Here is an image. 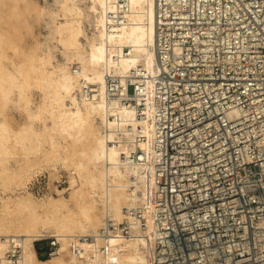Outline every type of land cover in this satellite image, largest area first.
<instances>
[{
	"label": "bare ground",
	"instance_id": "obj_1",
	"mask_svg": "<svg viewBox=\"0 0 264 264\" xmlns=\"http://www.w3.org/2000/svg\"><path fill=\"white\" fill-rule=\"evenodd\" d=\"M155 19L156 0H0V264L16 247L19 264H153L151 231H101L131 220L133 208L151 221L153 170L122 163L128 145L108 140L140 136L148 149L153 123L106 94L107 75L126 89L129 76L140 83L157 71ZM42 20L44 39L34 31ZM60 169L75 178L66 191L29 187L40 171ZM44 235L60 249L40 258L34 240Z\"/></svg>",
	"mask_w": 264,
	"mask_h": 264
},
{
	"label": "built area",
	"instance_id": "obj_2",
	"mask_svg": "<svg viewBox=\"0 0 264 264\" xmlns=\"http://www.w3.org/2000/svg\"><path fill=\"white\" fill-rule=\"evenodd\" d=\"M155 26L157 71L140 83L129 76L126 89L107 75L106 94L153 123L148 149L140 136L108 140L128 145L122 163L153 170L151 221L133 208L101 234L151 231L153 264H264V0H156ZM69 185L60 169L29 187L43 196ZM34 247L47 258L60 241L44 235ZM21 257V247L6 253L10 264Z\"/></svg>",
	"mask_w": 264,
	"mask_h": 264
},
{
	"label": "rangeland",
	"instance_id": "obj_3",
	"mask_svg": "<svg viewBox=\"0 0 264 264\" xmlns=\"http://www.w3.org/2000/svg\"><path fill=\"white\" fill-rule=\"evenodd\" d=\"M49 3H52L53 2V0H47ZM38 2L40 3V4H42V5H44L45 3H46V0H38ZM41 23V24H40ZM44 23V24H43ZM38 25H39V27H38ZM41 25V26H40ZM34 31H35V33H36V35L37 36H39L41 39H44V36H45V34H47V29H46V25H45V22L42 20V21H40V22H37L36 24H35V26H34ZM39 33H41L40 35H39ZM26 42L27 43H30L31 42V38H27V40H26ZM37 97L39 98V94H37ZM14 110V111H13ZM13 110L11 111V113H12V115H14L15 116V118L17 117V115L19 116V117H17L16 118V120H18V121H20V120H22V117H21V115H20V113L16 110V109H14L13 108ZM15 113H16V115H15ZM57 173H58V171L57 172H52V173H49V175H50V179H54L55 177H56V175H57ZM75 182V178H72L71 176H70V185H72L73 183ZM69 185V186H70ZM53 191V190H52ZM55 191L56 192H62L63 190H58V189H55Z\"/></svg>",
	"mask_w": 264,
	"mask_h": 264
}]
</instances>
